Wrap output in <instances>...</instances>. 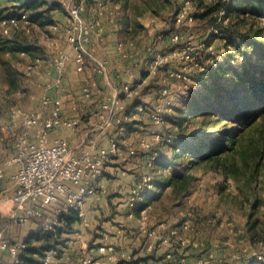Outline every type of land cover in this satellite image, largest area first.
<instances>
[{
	"label": "rangeland",
	"instance_id": "obj_1",
	"mask_svg": "<svg viewBox=\"0 0 264 264\" xmlns=\"http://www.w3.org/2000/svg\"><path fill=\"white\" fill-rule=\"evenodd\" d=\"M86 1L90 2L96 10L98 9L99 3L97 4L94 0ZM185 1H106L105 7L108 10L111 8L110 11L115 17L114 21L118 20L120 24V40L133 41L132 47L127 51L129 55L140 56L143 70H148L150 67L154 51L172 54L171 62L167 64L168 69L165 66L154 71V75L139 88L141 90L137 89L132 95L131 99L141 100L143 109L136 110L129 106L127 110L128 105L132 103L128 101L119 113L121 122L117 121L112 125L110 135L119 142L121 155L110 158L107 164V176L114 178V173L110 171L112 172L116 167L126 171V174H134L139 180L137 191L147 186L150 178L156 181L148 208L136 215L145 221L143 228L147 231L149 228L156 229V234L161 236L162 241L168 236V242H170L171 238L173 239L171 230L178 228V236L175 239L182 245L188 244L186 247L191 256L207 255L215 251L218 254L225 252L228 264H247L254 257L264 260V105L255 111L253 121L245 120L246 123L242 126L235 122L234 126H240V129L236 131L234 144L232 139L224 141L219 153L204 158H197L190 152H182L183 145L181 149L174 151L171 145L164 144L165 140L172 144L173 138L184 137L197 128L198 123L193 122L192 117H188L187 121L180 126L169 120L156 123L150 116L151 109H158L164 115L167 113L170 117H175L179 106L182 105V101L186 99L193 86L201 92L205 90L194 78L173 76L170 71H167L179 70L182 63L179 54L184 48L183 41L179 43L172 41V33L179 32L184 40H190L197 47L199 60L220 56L223 52L225 41L215 26L221 22L228 23L230 19H222L221 13L213 17L212 15L204 18L194 17L192 23L186 20L177 23L175 13ZM190 1L191 14L204 10V7L193 0ZM212 1L206 0L204 4ZM23 2L24 0H0V21L4 16L24 9ZM90 10L88 15L85 13L87 19L94 14L93 8ZM62 12L66 15L65 10ZM48 28V25L33 22L31 25H21L12 29L9 34H4L0 25V108L1 105H8L15 101L13 95L15 90L30 89L29 85L34 80L24 66L26 55L22 54L21 48L27 45L28 49L25 51L27 54L39 53L38 56L47 55L46 58L50 59L55 55L56 48L53 46L59 43L60 47L63 44L61 40L67 42L63 32L61 38L55 39L54 35L49 34ZM48 42L54 43L49 46ZM129 68L133 69L131 66ZM165 87L168 89L167 93L163 92ZM153 91V94H149ZM130 111L131 114L126 117L125 113ZM132 120H137L143 128L135 127V124L131 123L126 125ZM214 126V124H207L209 128ZM223 126V122L216 125L217 128ZM127 132H133L135 141L130 147L136 149V154H130V147L126 148L120 143V137ZM157 134L160 136L157 137ZM142 139H147L151 146L142 147L140 144ZM162 141L164 142L160 145L158 142ZM158 144L159 150L168 158L167 160L171 159V165L161 167L152 163L150 150ZM132 157L135 160L138 158L139 161L133 160L131 163L136 162L135 164L125 166L123 162L128 158L132 160ZM172 177V184L168 185L166 182ZM117 213L116 209L112 208L107 213H101L102 218L97 215L95 220L99 223L109 219L112 223H116ZM8 220L12 221V226L15 228L21 224L11 216ZM186 220L191 223V227L180 228ZM119 222L117 230L111 229L117 234H123L125 229L130 228L139 230L138 225L136 227L125 225V219ZM129 222L135 224L136 220ZM97 223L88 231L92 233L102 229L104 233L113 234L105 229L111 228L109 225L101 228L102 223ZM73 230L74 236L81 232L77 226ZM13 231L15 232L16 229ZM66 247L70 253L73 247H69V242Z\"/></svg>",
	"mask_w": 264,
	"mask_h": 264
},
{
	"label": "crops",
	"instance_id": "obj_2",
	"mask_svg": "<svg viewBox=\"0 0 264 264\" xmlns=\"http://www.w3.org/2000/svg\"><path fill=\"white\" fill-rule=\"evenodd\" d=\"M75 1L80 2V0ZM87 2H85L84 15L85 13L88 15V11L92 8L94 14L92 16L89 15L90 19H86H98L100 22L98 30L93 34L92 45L95 49V54L99 58L108 60V74L104 75L95 70L91 62L86 64L83 71H78L74 60V50L68 42L62 40L63 44L60 47L59 43L53 46L56 48L55 55L50 59L46 58L48 57L47 55L42 56L40 54L38 56L39 53L27 54L23 52L22 54L26 55L24 56V66H26L29 75L33 76L34 80L29 85L30 89L22 90L23 94H18V91L21 90L20 88L15 90L13 93L15 101L8 105H1L0 166L3 165L6 159L15 154L17 138L23 129L22 118L14 113L17 107H21L31 113L44 111V114H48L49 109L57 105L65 118L79 117V124L74 128L59 126L52 129L48 136L49 143L53 142L57 137H66L69 140L72 152L76 154L93 145L96 147H103V145L105 147L106 145L108 147L111 139L116 138L110 135V130L113 126L109 128L100 127L101 120L96 113L99 111L102 101L107 96L113 95L116 89L126 82H132L139 89L147 82L149 77L154 75V71L150 67H148V70L142 69V60L139 55H129L127 49L132 47L133 41L120 40V24L118 20L114 21L115 17L113 12L110 11L111 8L108 10L105 7L106 2L104 4L97 3V10L90 2ZM54 13L57 20L65 21L67 16L62 11L56 9ZM62 32L64 33V29L51 32V34L57 39L61 38ZM53 43L48 42L49 46ZM59 48H61L60 50H67L71 54L65 72L60 78L54 67V60L60 51ZM132 56L134 58L130 59L129 57ZM130 66L133 69L130 68V73H127L126 71ZM87 85L93 89L91 98H85L83 94V87ZM98 87L102 89V92L97 90ZM153 93L154 91L149 94ZM44 96L51 98L49 105H43ZM128 101L134 100L131 97L123 98L124 104ZM138 101L141 100L138 99ZM135 109L138 110L137 107ZM136 114L138 115V113ZM135 127L143 128L139 123L135 124ZM36 131V126L31 128L30 137L32 140H36ZM130 133L122 134L119 139L121 145H125L124 147L126 148H129L135 141L133 140L134 136H132L133 132ZM126 160L123 162L125 166L133 165L139 161L138 158L135 160L134 157H132V160L129 158ZM133 160L136 162L132 164L131 161ZM17 169L18 166L15 164L5 166V175L0 179V229H4L5 234L11 240L26 243L27 238L38 231V224L31 221L21 223L20 226H17L18 228H15L12 226V221L8 220L11 216V211L15 207L12 197L17 186L12 176ZM110 173H114L115 177H108L106 174L99 181L96 192L88 196L83 206L85 216L73 224L81 232L77 233L76 236H71L73 240L69 241V247L73 248H71L70 256L66 260L67 264H83L82 260L84 258L91 260L88 264H181V259L179 258H184L187 263L194 264L199 256H207L209 258L207 264H228L225 252L218 254L215 251H211L207 255L191 256L186 247L188 244H180L175 239L176 236H173L170 242L162 241L161 236L156 234V229L152 230L149 228L148 231L144 229L145 221L136 215L142 213L143 209L140 211L136 209V200L134 199L139 182L138 177L134 174H126V171H122L119 167H116ZM148 206L145 207V210ZM112 208H115L116 212H118L116 223H112L109 219H104L100 222L102 223L101 228L109 225L111 228L105 229L113 232V234L104 233L102 229L98 232H89L88 230L97 223L95 217L98 215L99 218H102L103 214L101 213H107ZM120 218H122V221L125 219L127 223L125 225L127 226L132 227L134 225L136 227L138 225L139 230L130 228L125 229L123 234H117L115 230L118 229L117 223H120ZM134 219L136 220L135 224L129 222H134ZM100 222L97 224H100ZM2 225L4 226L2 227ZM112 228L115 230H111ZM15 229L16 231L14 232L13 230ZM118 237L120 238L118 239ZM171 246L172 248H170ZM67 250L69 251V249ZM168 253L172 254L171 258H167ZM110 255L116 256V261L111 259ZM148 255L151 256L148 260L135 262L139 257Z\"/></svg>",
	"mask_w": 264,
	"mask_h": 264
},
{
	"label": "built area",
	"instance_id": "obj_3",
	"mask_svg": "<svg viewBox=\"0 0 264 264\" xmlns=\"http://www.w3.org/2000/svg\"><path fill=\"white\" fill-rule=\"evenodd\" d=\"M99 4H104L107 0H94ZM66 11L67 22L64 26V33L67 42L74 50V60L76 69L83 71L88 62L94 65L95 70L108 74V60L99 58L95 54L92 45V37L98 30L99 20H87L84 15L85 0L76 2L75 0H60ZM190 0H186L175 13V20L181 23L186 20L188 23L194 21L191 14ZM33 22L26 11L18 14L4 16L0 25L4 34H9L12 29L21 25H31ZM61 29L59 23H53L49 27V34ZM48 36V34H47ZM171 39L174 43L183 41L184 48L179 54L181 65L178 71H171V75L189 79V73L194 66L199 63L197 47L190 40H184L179 32L172 33ZM151 49V48H150ZM71 54L67 50H60L54 60V67L59 74V78L64 74ZM172 54L170 52H155L150 64L152 71L171 62ZM130 72V68L127 70ZM102 92L100 87L97 88ZM137 86L132 82H126L116 89L113 95L107 96L101 103L97 117L101 120L100 127L109 128L114 123L121 122L119 113L123 108V98H130L136 92ZM164 93L168 92L165 87ZM93 89L90 86L83 87L85 98H91ZM23 94V91H18ZM43 105H49L51 98L43 97ZM138 109H143L139 106ZM151 118L156 122L164 121V114L158 109H151ZM15 114L22 118L23 129L18 135L16 152L6 159L0 166V179L5 175V166L17 165L18 169L12 178L16 183V191L13 194L15 207L11 211V218L20 223H28L33 219H43V229L50 230L61 224L59 214L69 211L71 208H77L79 217L83 218L85 212L83 206L90 194L97 190L99 181L107 174V164L112 156L121 153L120 144L116 139H111L110 146L96 147L92 146L79 153H73L68 138L57 137L49 143L48 136L52 129L63 126L74 128L79 124V117L65 118L59 106L55 105L49 109L48 114L44 111L28 112L21 107L15 109ZM36 126V140L31 139V128ZM99 126V125H98ZM160 135L157 134V137ZM141 146L149 148L151 146L147 139L141 140ZM130 154H136V149L130 147ZM148 187L152 184L148 182ZM139 191L136 192L134 199L141 198ZM145 208L143 209V211ZM191 223L184 221L180 228L189 229ZM178 228L171 230V236H178ZM164 241H169L165 237ZM198 245V244H196ZM25 247V242L13 241L0 229V264H23L20 254ZM66 247L62 256H57L52 250L46 251L45 255L37 264H67L69 251ZM104 249V247H102ZM111 259L116 261V256L110 255ZM172 254L168 253L167 258ZM91 260L84 258L83 264H88ZM207 256H199L194 264H207ZM34 264V263H33ZM181 264H189L184 258H181Z\"/></svg>",
	"mask_w": 264,
	"mask_h": 264
},
{
	"label": "trees",
	"instance_id": "obj_4",
	"mask_svg": "<svg viewBox=\"0 0 264 264\" xmlns=\"http://www.w3.org/2000/svg\"><path fill=\"white\" fill-rule=\"evenodd\" d=\"M193 1L204 7L202 12H193L195 18H204L208 15L213 17L222 13V19L230 20L228 23L221 22L215 26L225 41L220 56L199 60L198 65L189 73V79L194 78L205 90L201 92L193 86L179 106L177 116L170 117L167 113L164 115V120L180 126L188 117H192V121L198 123V127L184 137L173 138L174 144L167 140L164 144L171 145L174 151L181 149L183 145L182 152H190L197 158H204L219 153L224 141L232 139L234 144L237 129L246 123L245 120L253 121L255 111L264 105V0H213L208 4H204L206 0ZM22 7L24 9L21 11H26L33 22L41 25L59 23L61 29L66 24L65 21L61 22L55 18L56 9L64 10L58 0H24ZM18 13L19 11L11 14ZM27 49L26 45L21 51L25 52ZM165 66L167 68V64L162 67ZM142 105L141 101L134 100L128 105L127 110L129 106L138 108ZM129 114L131 111L125 113V116L128 117ZM221 122L224 126L217 128L216 125ZM235 122L240 126L235 127ZM129 123L139 122L132 120L126 125ZM207 124L215 126L209 128ZM163 142L158 143L161 145ZM159 144L150 150L152 163L161 167L171 165V159L167 160L168 158L159 150ZM172 180L173 177L166 183L171 185ZM149 181L152 187L145 186L140 189L141 198L135 201V207L139 211L149 205V199L153 195L156 181L153 178ZM58 216L61 224L50 230L43 229V219L32 220L38 224L39 229L26 240L20 254L23 264L39 263L49 250L57 256H62L72 239L73 224L80 217L77 208H71ZM150 257L149 255L139 257L135 262L148 260ZM247 264H264V260L254 257Z\"/></svg>",
	"mask_w": 264,
	"mask_h": 264
}]
</instances>
